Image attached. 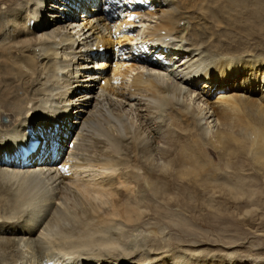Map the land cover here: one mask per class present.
Returning a JSON list of instances; mask_svg holds the SVG:
<instances>
[{
  "label": "bare ground",
  "instance_id": "6f19581e",
  "mask_svg": "<svg viewBox=\"0 0 264 264\" xmlns=\"http://www.w3.org/2000/svg\"><path fill=\"white\" fill-rule=\"evenodd\" d=\"M2 1L0 33L15 27L7 28L0 49V68L13 78L2 82L0 117L14 115L11 124H0V264H162L166 256L182 264L179 255L149 252L153 238L159 248L175 247L167 245L170 237L162 242L165 231L177 243L190 238L187 198L177 200L176 225L155 227L151 220L176 216L169 206L156 211L169 190L188 183L198 193L197 180L186 179L196 159L188 150L192 140L215 148L219 118L240 104L264 105L263 59L217 56L200 11L186 0H51L55 16L40 25L53 26L52 36L32 37L25 36L28 25L41 20L46 0ZM76 91L71 102L79 108L71 111L78 104L62 100ZM67 114L80 125L72 147L82 160L68 156L66 176L101 170L80 179L84 200L60 186L64 178L51 172L42 149L27 148L42 136L39 126L61 137Z\"/></svg>",
  "mask_w": 264,
  "mask_h": 264
},
{
  "label": "rangeland",
  "instance_id": "374dc122",
  "mask_svg": "<svg viewBox=\"0 0 264 264\" xmlns=\"http://www.w3.org/2000/svg\"><path fill=\"white\" fill-rule=\"evenodd\" d=\"M100 1L102 3V0ZM186 3L190 9L200 11L205 32L216 43L214 52L217 56L233 58L235 61L256 57L264 61V0H186ZM51 4L54 3L51 0H46L41 9V20H32L28 25L32 30H29L27 34L23 33L21 37H16V39H21L24 34L27 37H32L34 31L38 36H52L53 26L47 24L48 26L41 28L40 25L50 23V18L55 16L52 11L54 8L50 7ZM4 6L6 4L1 0L0 9L4 10ZM7 18L12 19V14H8ZM23 18L24 16H19L18 20L21 21ZM129 20L131 21V18ZM14 27L15 25L9 24L4 33H0V49L4 48L7 42L4 37L8 35L5 33H11L7 31V28L13 29ZM110 60L111 64L113 58ZM0 69L1 98L2 89L5 87L3 84L9 83L13 78L6 67L2 66ZM260 71L264 72V66L259 69ZM2 82L4 83L2 84ZM259 92L262 90L259 89L255 93ZM18 93L19 96L23 95L22 90ZM80 93V91L71 92L67 95L70 101L62 100V103L72 105L75 102L78 104L77 101L71 102V99L73 100ZM55 97H59L60 100L63 95L59 94ZM261 106L240 104L236 111L225 117L226 121L225 118H223L224 121L222 117V121L219 118L218 122L225 123H220L223 130L221 131L222 134L214 138V140L216 139L214 141L215 148L187 135L189 142H191V137L194 138L188 150L196 159L193 163L191 162L192 164L188 163L192 166L186 168V179L197 180L196 189L198 193H191L192 187L188 183L182 189L169 190L165 197L166 200L160 201L163 203L160 204L161 208H156V211H161L165 206H169L173 208L172 212L176 216L162 219L163 223H158L161 219L158 216L155 221H151L156 224L155 227L159 224L167 228L170 223L176 225L178 217L181 216L177 215L180 213L175 209L177 208V200L184 196L187 201L183 205L187 206L188 210L184 214L185 218L187 217L185 229L190 238L179 240L178 244L173 240V236L165 234L166 229L163 228L162 232L165 231V233L162 235V242L165 238L170 237V243L168 242L167 245L175 247L172 249L163 247L166 249L163 250L162 247L159 248V241L161 240L153 238L150 240L152 245L150 247L151 252H149L152 258L161 254H171L172 257L173 255L174 257L178 255L183 257L185 261L182 264L194 260L197 261V264H264V105ZM68 107L74 111L79 108V104ZM12 115L10 112H5L0 117V124L2 126L11 124L10 122L14 118ZM67 115L65 116L66 121L60 123L61 126L65 125L59 133L61 137L56 138V133H51L52 137H49L43 131L47 128L39 126L42 136L29 139L27 148L38 149V151L42 149L45 159L49 158L48 163L51 172L56 173L57 177L64 178L60 186L65 187L64 190L70 196L84 200L85 196L78 186L80 179L81 181L82 179H89L90 175L97 174L101 170L98 167H84V172L77 169L76 174L74 172L71 177L66 176L64 166L69 164L66 162V158L68 156L73 157L76 162L82 160L76 158L75 154L78 150L72 147L77 141L75 135L80 125L77 119V122H71L75 120L74 115ZM72 125L75 127H67ZM66 128H69L68 131L71 128L69 134L65 131ZM185 137L184 135V139ZM52 152L55 153L54 156H52ZM196 164L197 166H194ZM70 172H73V168ZM224 188L228 191L226 195L222 193ZM148 214V216H152L153 211L148 212ZM184 215L182 213V216ZM191 218L196 219L198 225L195 221L196 226H194L190 221ZM141 228H143L140 230L142 233L150 234L148 231H144V226ZM161 229L160 227L158 230ZM176 250H182L184 253L175 252ZM192 255L197 256L193 257ZM172 260L166 256L162 264H171Z\"/></svg>",
  "mask_w": 264,
  "mask_h": 264
}]
</instances>
